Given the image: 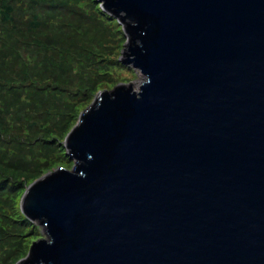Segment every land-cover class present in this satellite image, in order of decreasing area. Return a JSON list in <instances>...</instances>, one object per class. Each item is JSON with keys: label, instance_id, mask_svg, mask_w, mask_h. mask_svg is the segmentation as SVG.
I'll use <instances>...</instances> for the list:
<instances>
[{"label": "water", "instance_id": "95a60500", "mask_svg": "<svg viewBox=\"0 0 264 264\" xmlns=\"http://www.w3.org/2000/svg\"><path fill=\"white\" fill-rule=\"evenodd\" d=\"M97 1L143 82L98 93L74 166L28 186L46 238L17 264H264V0Z\"/></svg>", "mask_w": 264, "mask_h": 264}, {"label": "trees", "instance_id": "16d2710c", "mask_svg": "<svg viewBox=\"0 0 264 264\" xmlns=\"http://www.w3.org/2000/svg\"><path fill=\"white\" fill-rule=\"evenodd\" d=\"M122 18L97 0H0V264H16L38 240L20 198L64 156L52 143L113 83L110 69L123 68L115 54L126 34L131 44L132 23Z\"/></svg>", "mask_w": 264, "mask_h": 264}, {"label": "rangeland", "instance_id": "374dc122", "mask_svg": "<svg viewBox=\"0 0 264 264\" xmlns=\"http://www.w3.org/2000/svg\"><path fill=\"white\" fill-rule=\"evenodd\" d=\"M99 3V2H98ZM101 6V4H100ZM127 35V34H126ZM128 35L127 37H125V41L123 42L122 44V47L120 49V51L118 52V55L115 54V61H118L120 63V65L123 67L121 68L120 66L118 67H112L110 69L109 74H112V78L111 80L113 81V83L109 84L107 86V84L105 85L104 83L102 84L103 86H99L97 88V90L95 91V93L93 94V97H91L92 99H90L89 103L87 102V104L85 105V107L83 108V110L80 112V114L87 108L89 107L92 102L94 101V98L95 96L100 93V92H103V91H111L114 87L120 85V84H126V85H130L132 84L133 86V90H137L138 86L140 85V83L143 82L142 80V77L141 75L139 74V72L137 70H134L130 65H124V63L122 62V60H125L127 59V56L125 54H128ZM127 67V68H126ZM79 114V115H80ZM79 115H78V118L74 124V126L77 124L78 122V119H79ZM73 126V127H74ZM73 127L70 129V131L73 129ZM69 131V132H70ZM67 136V135H66ZM66 136L64 137V139H58V140H54V142L52 143V146H57V149H61L63 150L62 153L64 156H60L56 159H52L51 162L52 165L50 168H48L47 170H45L44 172H41L39 175H38V178L37 179H40L43 175L45 174H48L49 172H52L53 170H55L56 168H63V169H67V170H70L73 166H74V162L67 154H66V149L64 147V140L66 138ZM44 154L41 153V155H39L37 158H40V157H43ZM46 165H44L42 168H44ZM37 179H35L34 181H36ZM33 181V182H34ZM32 182V183H33ZM31 183V184H32ZM30 184V185H31ZM29 186V185H28ZM28 186L26 187V189L28 188ZM26 189L24 190V192L26 191ZM23 192V194H24ZM22 194V195H23ZM22 197V196H21ZM21 200V198H20ZM20 203V202H19ZM35 223V222H33ZM38 225V224H37ZM39 237H38V240L40 241L42 238L45 239L46 237L42 234V229L40 228L39 226ZM38 240H35L34 242H38ZM32 242V243H34ZM32 243L30 244V247L32 245ZM29 251H30V248H29ZM28 251V253H29ZM27 253V254H28ZM27 257V255H26ZM26 257H24L23 259H25ZM18 263V262H17ZM16 263V264H17Z\"/></svg>", "mask_w": 264, "mask_h": 264}]
</instances>
